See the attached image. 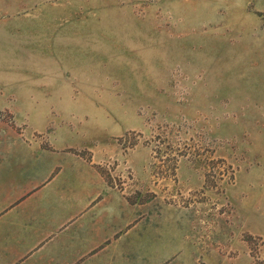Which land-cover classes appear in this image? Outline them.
<instances>
[{
  "label": "rangeland",
  "instance_id": "rangeland-1",
  "mask_svg": "<svg viewBox=\"0 0 264 264\" xmlns=\"http://www.w3.org/2000/svg\"><path fill=\"white\" fill-rule=\"evenodd\" d=\"M48 185L99 264H264V0H0V214Z\"/></svg>",
  "mask_w": 264,
  "mask_h": 264
},
{
  "label": "crops",
  "instance_id": "crops-1",
  "mask_svg": "<svg viewBox=\"0 0 264 264\" xmlns=\"http://www.w3.org/2000/svg\"><path fill=\"white\" fill-rule=\"evenodd\" d=\"M53 188L45 186L39 198L36 196L37 192L30 194L0 214V221L7 224L10 219L27 220L26 226L23 225V228L27 227V232L22 230V242L19 245L22 249L14 251L11 262L13 264L107 262L106 245L110 238L116 236L117 228V225L109 222L108 210L102 205H84L83 209H77L74 200L50 198L55 194L48 191ZM7 201L11 204L12 199L6 198L5 203Z\"/></svg>",
  "mask_w": 264,
  "mask_h": 264
}]
</instances>
